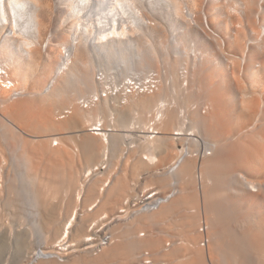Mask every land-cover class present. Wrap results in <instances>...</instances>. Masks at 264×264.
<instances>
[{"label":"bare ground","instance_id":"bare-ground-1","mask_svg":"<svg viewBox=\"0 0 264 264\" xmlns=\"http://www.w3.org/2000/svg\"><path fill=\"white\" fill-rule=\"evenodd\" d=\"M32 1L34 3L31 0H0V27L4 33L0 41V172L7 162L3 145L7 141L16 142L17 151L10 153L11 159L16 164L17 161L21 163V169H18L22 171H18V177L14 174L15 181L24 180L23 185L28 186L33 194L32 204L28 207L31 212L27 214H30L31 225L36 230H32L34 239L21 233L22 243L28 254L41 251L46 255L35 258L32 264H264L262 59V63L257 64L250 48L243 50L244 54L241 50L238 52L247 62L242 66L237 64V57L228 58L227 64L231 65L228 68V65L222 67L216 57L204 55L205 61L199 59L197 67L187 65L193 72H185V75L189 73L186 76L182 73L190 86L186 94L187 88L182 89L173 78L177 74V59L169 64L170 85L162 75L159 80V70H142L141 66L136 70L135 65L123 71L128 73L124 79L115 80V73L112 75L110 68L98 65L100 74L96 72L93 86L92 74L84 64L71 65L70 60L76 54V40L72 35L64 36L63 42L51 46L46 58L40 56L37 44L29 40L31 36L27 33L28 29L30 33L36 30L38 36L42 21L37 25L30 10L32 5L50 7L51 4L48 0ZM27 2L32 3L31 9ZM72 2L67 4L69 13L76 8L82 13L87 9L85 4L77 1L73 9ZM112 2L118 10L124 6L125 0ZM129 2L125 4L132 11ZM249 2L250 7L256 4L253 0L245 4ZM106 5L99 0L89 12L104 14L109 10ZM179 8L173 7V14L181 18ZM235 14L231 13L232 16ZM127 15L136 20L137 25L128 22V17L122 22L113 19L103 22L101 17L97 23L99 26L96 23L94 26L97 37L91 43L81 44V49L86 48L91 56L105 59L114 51L123 59L131 44L127 41L116 46L112 41L127 40L129 32L140 28V22L146 23V19L136 18L131 12ZM239 17L234 18L235 22ZM249 18L245 23L252 21ZM180 22L183 27H189L187 22ZM255 30L259 34V28ZM235 36H238L237 31ZM3 40L6 44L8 42V48ZM240 45L245 48L244 44ZM174 50L188 52L183 45ZM61 59L66 62H60ZM239 65L243 67V80L242 73L238 74L242 70L237 71ZM76 76L80 82L71 87L68 81ZM126 81H133L128 86L133 87L130 92H126ZM172 89L176 94L182 93V98L185 94L183 104L193 102L196 105L195 109L190 106L192 111L187 110V126L180 119L178 108L171 107ZM87 91L90 92L84 93ZM201 97L207 102L201 104ZM132 113L138 118L130 122ZM128 127L139 128L144 134L140 136L143 140L136 143L128 140L129 143L121 144L120 139L130 136L119 130L127 128L128 131ZM197 131L205 139L203 144L198 145L195 139L188 138L194 137ZM114 159L123 167L120 172H115L118 163L113 165ZM166 166L167 171L153 175L155 191L152 189V193H146L150 186L147 181L141 185L135 198L137 202L132 205L138 208L131 209L129 198L136 195L130 182L136 181L134 179L141 172ZM126 167L129 175L125 172ZM13 180L9 179L7 184L0 181V203L20 219L24 210L21 206L24 192L14 187L17 185ZM3 183L6 185L2 189ZM124 200H127L126 205ZM124 219L125 222L121 223ZM110 220L113 222L107 223L110 227L105 226L109 230L104 238L98 242L97 238L91 237L94 227ZM202 225L204 229H201ZM158 226L161 233L168 229L169 234L153 232ZM172 227L177 232L171 230ZM166 237L170 238L167 240Z\"/></svg>","mask_w":264,"mask_h":264},{"label":"rangeland","instance_id":"rangeland-1","mask_svg":"<svg viewBox=\"0 0 264 264\" xmlns=\"http://www.w3.org/2000/svg\"><path fill=\"white\" fill-rule=\"evenodd\" d=\"M48 1H49V5L51 4L50 7L49 6L48 7L39 6V5L34 6V5H32V3H34V1H32V0H31L32 9L30 8V6H31L30 2H27L28 5L26 4L29 7V9H31L30 11L32 13V17H33L34 22L38 25L42 21V24L41 23H40L41 25L39 24L40 25L39 26L40 33L38 34V36H37V33H35L36 30H34V32H32V30H31L32 33H30V30L28 29L27 35L31 36L29 40L31 42L35 43V45L37 44L40 56H42V58H43V57H45L46 54H49L51 52V50H50L51 46L53 47L54 44H58V43L63 42L64 36L69 35V34L72 35L74 37V39L76 40V42H75L76 43L75 44L76 54H75V57L72 56V59L70 60L72 62L71 65L77 66L78 63L84 64L85 69L87 68L86 70H88L90 72V75L92 74V81L94 83L93 86H95V80H93V79L95 77L96 72H98V69H99L98 65L101 68H103V66H105L107 69L110 68V72H112L111 74L113 75V73H115L113 75L115 80L124 79L125 78L124 75H126L128 73L126 71L125 72H123V71L125 69H129V68H131V66H135V65L137 66V69L135 68L136 70L140 69L141 67H143L142 70H146V69L148 71L154 70V69L159 70V73H160V75L158 74L159 80H160V76L162 75L163 80L165 79V82L167 83V85H170L171 80H172L171 79L172 75L168 71L169 64L172 60L177 59L178 65L176 64V68H177L176 73L178 75L174 74L173 78L176 79V81H177L176 83L178 86L179 85H180V87L182 86L181 87L182 89L185 90L187 88L186 91H184L186 94V92L189 90L190 86H189V84L186 83V81L184 79V77L186 75H189V73H187L185 75V72H191V71L193 72V69L192 70L190 69L191 70L190 71L188 69V67L190 65L192 67L194 64H195V66H193V67H197L196 65H198L197 63H199V61H198L199 59L202 60V62H204L205 61L203 59L204 55L206 57H208V56L209 57L214 56L212 58L216 57L215 59L217 60V62H219L222 65V67H225V65H228V68L231 65L227 64L226 60L228 58L233 59L232 57H235V58L237 57L239 59V61L241 62L240 63L238 61L237 64H241L243 66L244 62L245 61L247 62V59L245 60V57H243V56L241 58V55L244 54L245 49L249 50V48H250L251 53L254 52L253 56L256 57L255 61L258 62L257 64L262 63V62H260V59H262V61L264 62V60H263L264 52H262L264 50V48H263L264 47V43H263L264 42V36H263L264 35V20H262V18H264V0H253V3H256L255 6L253 4L254 7L252 5H251L252 7H250V5H249L250 2L248 3V5L245 4L250 0H247V1L242 0L245 3L241 2V0L240 1L239 0H200V2H199V0H197V1L196 0H170V1L169 0H125V2L130 1L129 5H132V11L127 9L128 5H127V3L125 4V2L123 3L124 6H122V4L120 6L118 5L119 7L122 6L123 8L121 7L120 9L118 8V10H117V8H116L117 6L115 5L114 2H112L113 0L108 1L109 5L107 4V0H100V3H102L103 5L107 4L106 7L109 8V10H107L108 12L106 11V13H104V14L103 13L101 14V12H97V13L89 12V9L91 7H95V5H97L99 0H48ZM75 1L80 2L81 4H85L87 6V9L85 10L84 13L78 12V9L76 8L77 3ZM132 1L133 2L135 1V2L133 3ZM166 1H167V3H165ZM189 1L191 2V5H190ZM193 1H196V3ZM254 1H256V2H254ZM69 2H72V4H74L73 9L76 8V10H73L72 13H69L67 11V9H68L67 4ZM170 2L171 3L173 2L174 6ZM192 2L194 3L193 6H192ZM220 3L221 4L223 3L224 6L221 5ZM251 4H252V2H251ZM243 5L245 6V9H243L244 8ZM177 6L180 7L179 9L181 11V14H180L181 18H178L176 15L173 14V7H177ZM248 6H249L250 10L247 9ZM39 7H40V9H39ZM113 7H114V9H112ZM196 8L197 9L199 8V10L197 11ZM228 8H229V10H227ZM111 9L114 11H112ZM124 9L125 10L127 9V11H125ZM226 10L229 13L231 11L232 14L233 13L235 14L236 11L240 14L238 15V13L236 12V14L232 16L231 13L229 14ZM225 11L229 15H226ZM117 12H119V13H117ZM128 12L133 13V15L136 18L140 17V18L146 19V20H144L146 23L140 22V25H139L140 28L137 31L134 30L133 32H129L130 37L128 35L127 40L126 39H121V40L114 39L112 41L113 44L116 46L120 42H122V44H123L127 41L131 44L130 45L131 48L128 49V52L123 59L121 58V56H118L114 51H111L110 53H108L107 55L109 56V58L105 59V58H102V56L101 57L91 56L89 54V51L86 48L81 49V44H83L85 42L91 43V41L93 42L95 40V38L97 37L98 32L94 26H95V23L97 26H99V24H97V23H100L101 17L104 18V20H102L104 22L106 20H112L114 18V15L118 14L115 17V19H113L115 22H116V20H119L121 22L125 21V18L128 17L127 18L128 22L132 21V25H135V24L137 25L136 20L129 18V15H127ZM249 12L251 14H248ZM213 13H215L216 15ZM244 14H245V16L243 17ZM213 15H215V16H213ZM216 16H218L220 18L221 23H220L219 18ZM230 16H232L233 18ZM237 16L238 17L240 16V17H239V20H236V22H235L234 18L238 19ZM246 16H247V18L250 17L249 19L252 20L251 22L250 21L247 22L248 25H247V23H245L246 22L245 19L248 20L246 18ZM212 17L214 18L215 21L212 20ZM35 18L37 20H35ZM105 18H108V19H105ZM181 19L185 23L187 22V24L189 26L188 28L183 27V25L180 22V21H182ZM229 19H231L233 23H230L231 20H229ZM43 23L46 24V26L43 25ZM222 23H224V24H222ZM225 24H226V26H229L230 29L228 27H226ZM231 24H233V25H231ZM70 26L72 27V29L69 28ZM231 26H233L234 28ZM252 26L253 27L256 26L257 28H259V34L257 33L258 30H255L257 28L253 29ZM241 27L243 28L245 33ZM250 28L253 29V31H254L253 35L255 37L252 35L253 32H251L252 29H250ZM236 29H238V30H236ZM0 30H2L1 27H0ZM224 30H229V32L224 31ZM236 31L238 32V36H235ZM239 31L244 33V34H242V33L239 34ZM3 34H4L3 30L0 31V41H2V39H3L2 38ZM29 34H31V35H29ZM262 36H263V39H262ZM35 37H37V38L35 39ZM38 37H40L39 38L40 41L38 40V42H37ZM231 38H233V39L230 40ZM234 38H235V41L233 42ZM237 39L241 43H239V41ZM254 39H256V40L258 39L259 42H258V40L256 41ZM230 41H232L231 44H232L233 48L231 47V44L229 47H226V46H228ZM77 42H79V43H77ZM3 43L8 48V42L6 44V41L3 40ZM237 43H239L238 44L239 47H238V45H236ZM233 44L236 45L237 47H235ZM240 44H244L245 46L243 45V47H245V48H242V46ZM249 44H250V46H248ZM255 44L260 45V46H256ZM181 45H183L187 49V51H188L187 53H184V52L181 53L180 51L174 50V49L178 50V47ZM84 46H85V44H84ZM116 46H114V47H116ZM230 47L232 48V50H231L232 52L230 51V49H231ZM224 48H226V49H224ZM236 48H238V50ZM239 48H240V50H239ZM261 48H262V50H261ZM227 49H229V51ZM200 50H203V52L200 53L201 52ZM241 50H242V52H241ZM238 51L241 52L242 54L239 53ZM259 51H261V53ZM206 52H207V54H205ZM258 52H259V54H258ZM41 53H42V55H41ZM188 53H189V55H188ZM208 53H210V54L215 53V54L214 55H208ZM236 54L239 56H237ZM198 56H199V58H198ZM200 56H202V57L200 58ZM223 58H225V59H223ZM191 59H192V61H191ZM238 59H236V60H238ZM84 60L86 63L84 62ZM222 60H224V62ZM236 60H233V61L235 62ZM257 60H259V61H257ZM147 61H148V63H147ZM195 61H196V63H195ZM191 62H193V64ZM185 65H186V67L188 65L187 69L189 71H186L187 69L185 70V68H186ZM241 65H239V66H241ZM139 66H141V67L139 68ZM242 66L238 67L239 69L237 68L238 72L243 69ZM41 68H42V66H41ZM257 69H259V68H257ZM228 73H230V71H228ZM241 73H242V75L244 74L243 70L241 72H239L238 74L240 75ZM145 74H146V72H145ZM238 74H237V77L239 76ZM242 75H240L241 80H243V77H244V75L243 76ZM164 76L166 78H164ZM76 77H72L71 79H69L70 81H68V83L70 84L71 87H74L76 84H78L80 82L79 81L80 78L78 76H76ZM179 77H180V79H179ZM94 89H93V91H94ZM93 91H91V92H93ZM88 92H90V91H87L84 93H88ZM185 94L183 95L184 97L182 98V93L176 94L174 92V90L172 89V95L174 96L173 99H175L176 101H174L172 99L173 96L170 98V101L173 102V103H171V107L175 106L176 108H178V113H179L180 119L183 121L184 126H187L188 125V120L186 119L187 110L192 111V108L195 109L196 105L193 102H191L192 104H189V103L187 104V102H186V104H183V103H185L184 102ZM201 94H203V93H200V96H202ZM202 97H204V95ZM202 97L199 100H201L200 101L201 104H204V101H205V103L207 101H206V98H202ZM174 102H177V104H175ZM190 106L192 108H190ZM199 108H201V107H199ZM201 112L203 113V111H201ZM142 115H144V114H142ZM146 115L147 116L149 115V119L151 118L150 113H148ZM136 118H138V115H135V113L133 115V113H132V115L129 117L130 122L135 121ZM147 119H148V117H147ZM110 121H112V119H110ZM128 128H129L128 131H127V128H124V129L121 128L119 130V131L122 130V134H128L130 136V137H126V139L124 137L123 138L124 140H122V141L120 139L119 142H122L121 144L125 145L126 143H129V141H133V142L135 141V143H136L139 141L141 142L143 140L140 136H143L144 134H142L140 132L141 130L139 128H135V129L130 128V127H128ZM144 132H147V129H145ZM194 134H195L194 137L192 135L188 138L193 139V141L195 139V143L197 142L196 144H198V145H200L201 143L203 144L205 139L203 140L202 133H199L197 131ZM131 139H134V140H131ZM193 141H188V142H193ZM133 142H132V145L134 146L135 144ZM4 144H5V142H4ZM16 144H17L16 142L10 143L9 141H7L6 144L3 145L4 146L3 152L5 154L4 159L7 160V162H5V164H4L5 166H2L1 172H2L3 176L1 175V172H0V176H1L0 181L2 180L1 182L4 181V183L6 182V184H7L9 179H14L13 181H14V183L16 182V185H17V186L14 185V187H16L17 189L22 190L24 192L23 193L24 194L23 199H22L23 203H21V206L24 207V210H22L23 213L21 215V218L19 219L18 217L16 218L13 215H11L10 210H8V209L6 210V208L1 207V206H3V204L0 203V224H2V225H0V264L1 263L2 264H6V263L7 264H28V263L32 262V260H33L32 255L35 252V251H33V253L31 252L30 254L27 253L28 249L22 243V241H23L22 236L23 235H20L21 233L22 234L24 233V235L26 234V237L30 235V237L32 239H34V232H32V230L33 231H36V230H34L35 228L32 227V225H31L30 214H27L28 212H31L28 209V207L31 206V204H32V202H30V201L33 198V194L29 192L30 188L28 186L23 185V183L25 182L24 180H21L19 178V179H16V181H15L14 174L18 175L20 173L18 171H22V170H20L21 169V167H20L21 163L19 162L20 163L19 164L17 161V164H16L15 160L13 159L14 160L13 161L11 159L13 157L11 156L10 153H15L17 151L16 150L17 149ZM5 146H7V147H5ZM201 147H203V146L201 145ZM5 152H8V153H5ZM208 153H210V151H208ZM75 154H77V152H75ZM114 160H116V159H114ZM114 160L112 162L113 165H114V163H116V164L118 163L117 165L115 164L117 166V167L116 166L114 167L115 172H120L121 169H123V167H122L121 163L119 162V160L118 161L117 160L114 161ZM10 161H13V162H10ZM12 163H13V165H12ZM15 165L17 166V169H16ZM118 165H119V167H118ZM18 167L20 169H18ZM164 170L167 171V166L164 168H161V169L153 170L151 172L150 171L141 172L134 179L136 181L130 182L131 187L134 189L133 194L136 195V197H133V198L130 197L129 198L130 199L129 201L131 204V209L138 208V206H132V205H133V203L137 202V201L135 202V198H137V195L139 194V189H140L141 185L147 181V183L150 184V186L147 188L148 191H146V193H152L151 192L152 189L156 188V184H155L156 181H155V179L154 180L152 179L153 175H155V173L156 174L157 173L158 174L163 173V172H165ZM125 172L128 175L130 174V171L128 168ZM7 174H8V176H7ZM7 178H9V179H7ZM1 182H0V185H1ZM4 183L2 184L3 187L1 186L2 189L6 185ZM154 189H153V191H155ZM127 200H124V204L126 203ZM122 214H124V213H122ZM116 215H114V216H116ZM114 216H113V218H115ZM112 220L107 221L104 225H102V226L100 225V227H97V228L94 227L93 225L90 226L89 229H91V230H92V227H94V229L91 231L92 232L91 237H93L95 239L97 238L96 240H98V242L100 239L104 238L103 236L106 235L105 232H107L109 230L107 228L110 227L109 226L110 224H107V223L113 222ZM124 222H125V219L121 223H124ZM105 226H107V228ZM202 226L203 227L201 229H204L205 226L204 225H202ZM7 227L10 229V232L7 231V229H8ZM172 228H174V227H172ZM142 230H144V229H142ZM167 230L165 229L167 234H169ZM171 230H173L174 232H177L176 228L171 229ZM171 230H169V232L172 233ZM160 231H161V229H159V226L157 228L155 227L153 230V232H156V234L158 232L159 235L161 233ZM93 232H95V233H93ZM141 232L144 233L145 231H141ZM166 232H164V233L162 232V233L165 234ZM167 234H165V235L167 236ZM175 234L176 233H174V235ZM167 238H170V237H166V239ZM94 244H95V246L98 245V244L96 245V243H94ZM65 252H68V250ZM65 252H64V254H66ZM64 254H63V256H64ZM66 257H67V255H66ZM66 257H65V260L67 261Z\"/></svg>","mask_w":264,"mask_h":264},{"label":"built area","instance_id":"built-area-1","mask_svg":"<svg viewBox=\"0 0 264 264\" xmlns=\"http://www.w3.org/2000/svg\"><path fill=\"white\" fill-rule=\"evenodd\" d=\"M60 62H66V60L64 59H61ZM100 74V71L97 72V75ZM4 75V74H3ZM127 82V85H126V92H130L133 90V87L132 88H128L129 85L133 84V81H126ZM154 205H155V202H154ZM46 255L44 253H42L41 251L39 252H35L33 255H32V259L34 260L35 258H38V257H45ZM59 259H62L61 257ZM28 264H32V262L28 263Z\"/></svg>","mask_w":264,"mask_h":264}]
</instances>
